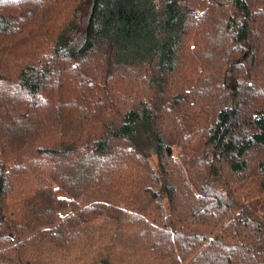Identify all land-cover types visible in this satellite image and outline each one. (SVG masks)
<instances>
[{
  "label": "trees",
  "instance_id": "obj_1",
  "mask_svg": "<svg viewBox=\"0 0 264 264\" xmlns=\"http://www.w3.org/2000/svg\"><path fill=\"white\" fill-rule=\"evenodd\" d=\"M0 264H264V0H0Z\"/></svg>",
  "mask_w": 264,
  "mask_h": 264
},
{
  "label": "rangeland",
  "instance_id": "obj_2",
  "mask_svg": "<svg viewBox=\"0 0 264 264\" xmlns=\"http://www.w3.org/2000/svg\"><path fill=\"white\" fill-rule=\"evenodd\" d=\"M139 136L140 137L142 136L143 139H146L148 141V139L146 137H144L143 135H139ZM138 146L141 147L140 150L141 149L143 150V151L142 150L141 151L146 155V157L148 156V161L155 168V164H156V162H155V160H156V154L154 153V155H155V157H154L152 154L149 153V151L147 149L142 148L143 146L147 148V145H146V143L141 138L138 139ZM146 152H147L148 155L146 154ZM173 155H174L175 158L178 157V148L175 147L173 149Z\"/></svg>",
  "mask_w": 264,
  "mask_h": 264
}]
</instances>
